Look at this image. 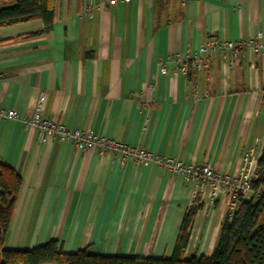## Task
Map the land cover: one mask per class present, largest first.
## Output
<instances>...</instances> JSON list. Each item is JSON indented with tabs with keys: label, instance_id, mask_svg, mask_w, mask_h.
Returning <instances> with one entry per match:
<instances>
[{
	"label": "crops",
	"instance_id": "crops-1",
	"mask_svg": "<svg viewBox=\"0 0 264 264\" xmlns=\"http://www.w3.org/2000/svg\"><path fill=\"white\" fill-rule=\"evenodd\" d=\"M89 1L55 0L49 35L23 37L42 32L41 21L0 29V108L18 114L0 121V162L23 178L5 247L58 241L65 253L170 258L198 185L155 160L236 176L248 151L264 153V56L214 53L207 73L189 76L174 56L211 39L264 38V0H96L91 18L81 16ZM16 4L0 0V9ZM43 93L45 118L144 148L154 161L39 142L25 122ZM196 200L186 256L209 257L229 199Z\"/></svg>",
	"mask_w": 264,
	"mask_h": 264
},
{
	"label": "trees",
	"instance_id": "trees-1",
	"mask_svg": "<svg viewBox=\"0 0 264 264\" xmlns=\"http://www.w3.org/2000/svg\"><path fill=\"white\" fill-rule=\"evenodd\" d=\"M55 0H17L12 7L0 9V29L41 21L43 31L23 36L49 35L54 28ZM261 186L259 196L241 197L229 222L222 224L211 256H186L191 226L202 204L198 200L187 211L170 258H139L93 255L89 251L65 253L58 241H49L33 250H9L5 247L11 222L23 188V178L0 162V264H264V153L257 162Z\"/></svg>",
	"mask_w": 264,
	"mask_h": 264
},
{
	"label": "built area",
	"instance_id": "built-area-1",
	"mask_svg": "<svg viewBox=\"0 0 264 264\" xmlns=\"http://www.w3.org/2000/svg\"><path fill=\"white\" fill-rule=\"evenodd\" d=\"M132 0H109L110 6L118 3L128 4ZM100 8L96 0H90L84 8L81 16L92 17V10ZM242 3H237L235 9H240ZM230 52L234 58L245 52L252 53L258 61L264 56V38L259 35L255 39L245 41H225L221 39H211L206 47L200 48L198 52L188 54L185 58L175 55L174 59L177 63L176 71L183 76H189L191 71L197 73H207L210 66V56L214 53L226 54ZM234 64V61H232ZM46 103V95L43 93L39 96L32 117L27 120L26 126L35 127L38 130L39 142L49 139H56L61 142H70L75 148L81 152L89 149H98L103 152L120 156L122 159L135 163L153 162V155L144 148L129 146L116 142L115 140L103 137L93 131L71 129L63 124H59L54 119H47L43 116L44 106ZM18 114L16 111L0 108V121L8 119H16ZM157 163L167 168L171 172L181 175L186 179L195 182L198 190L194 194L189 209L195 204L197 198L201 195L205 196L209 204H214L223 196L229 199L230 209L227 220L232 221L235 212L238 209L241 197L259 196L263 190L261 186L255 190L253 183L259 180L260 176L257 172V162L253 151H248L242 160L240 173L236 176L218 173L209 164L185 165L181 161H175L171 158H157Z\"/></svg>",
	"mask_w": 264,
	"mask_h": 264
}]
</instances>
